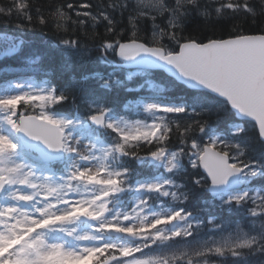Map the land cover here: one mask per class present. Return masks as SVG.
Wrapping results in <instances>:
<instances>
[{"label": "snow or ice", "instance_id": "1", "mask_svg": "<svg viewBox=\"0 0 264 264\" xmlns=\"http://www.w3.org/2000/svg\"><path fill=\"white\" fill-rule=\"evenodd\" d=\"M0 20L51 26L58 64L37 84L43 55L0 33L22 63L0 69V264H264V0H0Z\"/></svg>", "mask_w": 264, "mask_h": 264}, {"label": "trees", "instance_id": "2", "mask_svg": "<svg viewBox=\"0 0 264 264\" xmlns=\"http://www.w3.org/2000/svg\"><path fill=\"white\" fill-rule=\"evenodd\" d=\"M102 31V29H101ZM207 31V30H206ZM0 33H5L10 36L16 37L18 40H24L25 49H31L32 51L36 52L38 55H43L45 52L49 50V41L54 42L55 36L53 34V31L51 29V26L48 28H45L43 31L39 28V26H36L35 31H21L16 28L15 22H7L5 20H0ZM220 33L217 31V35ZM91 55L89 57L90 61H94L96 56L98 55V51L95 49V47L91 46ZM0 48H2V41H0ZM5 67L8 68H20L22 67V63L20 61H17L15 59L11 58H0V69H3ZM37 71L34 73H29L30 75H34L35 80L41 82L42 80L46 78H52L53 72L58 69L57 65H49L48 64V57L46 55H43V59L41 62L36 66ZM103 68V66H101ZM45 71H48V76L45 77L44 73ZM78 72V70H77ZM73 73H67V76L72 75ZM77 78H79L77 76ZM122 80H127V72L122 73L119 76ZM3 82V80H0V83ZM141 82V78L139 77H133L132 81H128L129 87H135L137 84ZM161 82V81H158ZM127 96V99L133 98V94H125L121 93V96ZM126 102V100H124ZM122 107V105H121ZM198 204H202V201L200 202H193L189 205V207H195Z\"/></svg>", "mask_w": 264, "mask_h": 264}, {"label": "rangeland", "instance_id": "3", "mask_svg": "<svg viewBox=\"0 0 264 264\" xmlns=\"http://www.w3.org/2000/svg\"><path fill=\"white\" fill-rule=\"evenodd\" d=\"M37 84H39L38 82H36Z\"/></svg>", "mask_w": 264, "mask_h": 264}]
</instances>
